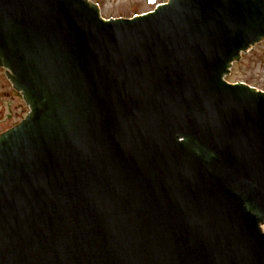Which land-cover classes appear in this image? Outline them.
Instances as JSON below:
<instances>
[{
    "label": "water",
    "instance_id": "95a60500",
    "mask_svg": "<svg viewBox=\"0 0 264 264\" xmlns=\"http://www.w3.org/2000/svg\"><path fill=\"white\" fill-rule=\"evenodd\" d=\"M166 2L0 0V264H264V0Z\"/></svg>",
    "mask_w": 264,
    "mask_h": 264
},
{
    "label": "rangeland",
    "instance_id": "374dc122",
    "mask_svg": "<svg viewBox=\"0 0 264 264\" xmlns=\"http://www.w3.org/2000/svg\"><path fill=\"white\" fill-rule=\"evenodd\" d=\"M100 6L105 19L131 18L138 13H147L155 4L166 0H90ZM231 83H245L264 91V40L252 49L243 52L240 59L232 65L226 78ZM29 108L21 94L14 91L7 80L4 69L0 68V131L20 123L28 114Z\"/></svg>",
    "mask_w": 264,
    "mask_h": 264
},
{
    "label": "flooded vegetation",
    "instance_id": "af4514ba",
    "mask_svg": "<svg viewBox=\"0 0 264 264\" xmlns=\"http://www.w3.org/2000/svg\"><path fill=\"white\" fill-rule=\"evenodd\" d=\"M147 1H150V0H147ZM159 5H160V3L155 4L154 8L151 9V10H149L148 12H151V11L155 10ZM148 12H147V13H148ZM144 13H145V12H144ZM144 13H138V14H144ZM0 68L4 69L5 73L7 72V70H6L4 67L0 66ZM11 84H12V83H11ZM12 86H13V85H12ZM13 89H14V91H16L18 94H21L19 91H17V90L14 88V86H13ZM21 95H22V94H21ZM22 97H23V95H22ZM17 124H19V123H17ZM14 126H16V125H13V126H11V127H9V128H6V129L3 130V131H0V136H2V134H3L5 131H7V130L13 128Z\"/></svg>",
    "mask_w": 264,
    "mask_h": 264
},
{
    "label": "snow or ice",
    "instance_id": "6c2138e0",
    "mask_svg": "<svg viewBox=\"0 0 264 264\" xmlns=\"http://www.w3.org/2000/svg\"><path fill=\"white\" fill-rule=\"evenodd\" d=\"M150 2H154V0H150Z\"/></svg>",
    "mask_w": 264,
    "mask_h": 264
}]
</instances>
